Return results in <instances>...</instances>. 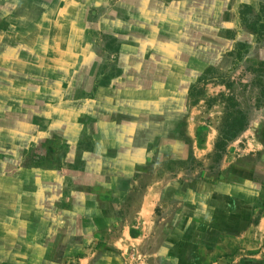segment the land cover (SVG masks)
<instances>
[{"label": "rangeland", "instance_id": "374dc122", "mask_svg": "<svg viewBox=\"0 0 264 264\" xmlns=\"http://www.w3.org/2000/svg\"><path fill=\"white\" fill-rule=\"evenodd\" d=\"M135 1L148 4L74 0L72 16L85 22L72 39L78 59L63 69L26 63L23 80L3 93L0 79V264L16 260L19 238L75 233L93 200L88 162L132 157V143L142 153L178 135L181 113L173 103L158 115L160 98L223 104V138L246 126L248 112L264 110V0ZM70 2L39 0L26 9L64 14ZM132 75L155 108L144 118L138 106L133 133L132 101L125 102ZM113 81L120 84L109 91ZM81 99L85 114L76 111Z\"/></svg>", "mask_w": 264, "mask_h": 264}, {"label": "crops", "instance_id": "0c3cea01", "mask_svg": "<svg viewBox=\"0 0 264 264\" xmlns=\"http://www.w3.org/2000/svg\"><path fill=\"white\" fill-rule=\"evenodd\" d=\"M38 2L0 1L2 93L3 86L23 80L26 63L63 69L82 52L72 41L78 27L80 34L85 31L82 17L72 16L74 0L64 14L26 9ZM63 37L69 40L61 46ZM138 81L132 75V91L124 99L132 101V133L138 106L144 118L155 109L150 91H140ZM81 100L76 111L85 114L88 100ZM159 102L160 116L165 105L176 104L181 136L164 138L142 153L132 143V157L119 153L93 162L95 167L88 162L92 187L86 190L93 200L82 208L75 233L19 238L16 260L6 264H264V110L248 112L246 126L223 138V104H189L183 95Z\"/></svg>", "mask_w": 264, "mask_h": 264}, {"label": "trees", "instance_id": "16d2710c", "mask_svg": "<svg viewBox=\"0 0 264 264\" xmlns=\"http://www.w3.org/2000/svg\"><path fill=\"white\" fill-rule=\"evenodd\" d=\"M237 133H238V132H237ZM237 133H236V134H237ZM236 134H230V135H228L227 137H228V138H231V137H234Z\"/></svg>", "mask_w": 264, "mask_h": 264}]
</instances>
